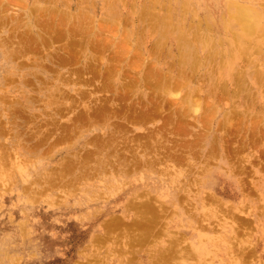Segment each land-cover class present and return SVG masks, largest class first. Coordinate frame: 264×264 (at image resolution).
<instances>
[{"label":"rangeland","instance_id":"rangeland-1","mask_svg":"<svg viewBox=\"0 0 264 264\" xmlns=\"http://www.w3.org/2000/svg\"><path fill=\"white\" fill-rule=\"evenodd\" d=\"M0 128V264H264V0H0Z\"/></svg>","mask_w":264,"mask_h":264},{"label":"bare ground","instance_id":"bare-ground-1","mask_svg":"<svg viewBox=\"0 0 264 264\" xmlns=\"http://www.w3.org/2000/svg\"><path fill=\"white\" fill-rule=\"evenodd\" d=\"M23 2H24V1H23ZM10 3H12V2H10ZM226 3H227V2H226ZM230 9H232V12H233V10H234V14L232 15V19H233L238 25H240V27H241V29L243 30L244 33H249V31H250L251 29H253V28H252V22H255V21H252V22H251V19H249L248 16H251V15L247 12V8L241 7V6H239V5H235V6L232 5V8H230ZM228 10H229V9H228ZM227 13H228V12H227ZM230 14H231V13H230ZM223 15H224V14H223ZM252 15H253V14H252ZM256 17H258V16H256ZM261 18H262V17H261ZM50 19H51V18H50ZM204 20H205V19H204ZM254 20H255V19H254ZM189 21H191V20H189ZM192 23H193V22H192ZM255 23H256V22H255ZM255 23H253V24H255ZM181 26H182V25H181ZM190 26H191V25L189 24V28H190ZM206 26H208V25H206ZM254 26H256V25H253V27H254ZM182 27H183V26H182ZM197 27H198V26H197ZM123 28H124V27H123ZM175 28H176V27H175ZM189 28H188V29H189ZM114 29H115V28H114ZM197 29H198V28H197ZM255 29H256V27H255ZM255 29H254V30H255ZM164 31H165V30H164ZM198 31H199V30H198ZM198 31H197V32H198ZM251 32H252V31H250V33H251ZM110 34H111V33H110ZM193 34H194V33H193ZM112 35H113V34H112ZM221 35H222V34H221ZM228 35H229V34H228ZM183 36H184V35H183ZM192 36H193V35H192ZM229 36H230V35H229ZM193 37H194V36H193ZM220 37H221V36H220ZM239 37L241 38V36H239ZM243 37H244V36H243ZM220 39H221V38H220ZM243 39H246V38H243ZM191 40H192V39H191ZM194 41H196V39H195ZM221 41H222V39H221ZM245 41H246V40H245ZM54 42H55V41H54ZM234 42L236 43L235 40H234ZM1 43H2V42H1ZM227 43H228V41H227ZM32 44H33V43H32ZM195 44H196V43H195ZM206 44H207V43H206ZM47 45H48V44H47ZM104 45H105V44H104ZM122 46H123V45H122ZM206 46H207V45H206ZM220 46H221V45H220ZM248 46H249V45H248ZM237 47H238V46H237ZM123 48H124V47H123ZM220 48H221V47H220ZM233 48H234V46H233ZM248 48H249V47H248ZM124 49H127V48H124ZM221 49H222V48H221ZM231 49H232V48H231ZM222 50H223V49H222ZM222 50H221V51H222ZM225 50H226V48H225ZM232 50H233V49H232ZM226 51H227V50H226ZM245 51H246V50H245ZM247 51H248V49H247ZM223 52H224V51H223ZM223 52H222V53H223ZM256 52H257V51H256ZM185 53L187 54V59H188V61L190 60V62H191V61H192V63L194 62V63H193V65H194V64L196 63V61H195V56H196L195 54L197 53L196 48H190V49H187V51H186ZM222 53H221V54H222ZM247 53H248V52H247ZM71 54H72V53H71ZM119 54H120V53H119ZM244 54H245V53H244ZM74 55H75V54H74ZM241 55H242V54H241ZM222 56H223V55H222ZM231 56H232V55H230V57H231ZM244 56H245V55H244ZM244 56H243L242 58H245V57H246V56H245V57H244ZM3 57H4V56H3ZM5 57H7V56H5ZM227 58H228V57H227ZM240 58H241V57H240ZM206 59H207V58H206ZM220 59H221V58H220ZM222 59H223V58H222ZM245 59H246V58H245ZM227 60H228V59H227ZM227 60H226V61H227ZM242 60H243V59H242ZM248 60H249V58H248ZM248 60H245V61L247 62ZM190 62H189V63H190ZM204 62H205V61H204ZM220 62H221V60H220ZM232 62H233V61H232ZM221 63H222V62H221ZM221 63H220V66H221ZM242 65H244V64H242ZM195 68H196V67H195ZM110 70H111V69H110ZM243 72H244V71H243ZM18 74H19V73H18ZM194 75H195V74H194ZM194 75L192 74V76H194ZM220 75H221V74H220ZM223 75H224V74H223ZM105 76H106V75H105ZM229 76H230V75H229ZM222 77H223V76H222ZM228 78H229V77H228ZM235 78H236V77H235ZM227 81H228V80H227ZM8 82H9V81H8ZM228 82H229V81H228ZM238 82H239V81H238ZM104 85H105V84H104ZM106 87H107V86H106ZM127 88H129V87H127ZM235 88H236V85H235ZM235 88H234V89H235ZM237 89H238V88H237ZM97 90H98V89H97ZM234 92H235V91H234ZM152 93H153V92H152ZM238 93H239V92H238ZM126 94H127V93H126ZM222 94H223V95H224V94L226 95L225 92H223ZM236 94H237V93H236ZM225 95H224V96H225ZM231 95H232V94H231ZM212 96H213V95H212ZM227 96H228V95H227ZM227 96H226V97H227ZM233 96H234V95H233ZM172 97H173V95H172ZM23 98H24V97H23ZM233 98H235V96H234ZM29 99H30V98H29ZM168 100H170V99H168ZM224 100H225V99H224ZM102 101H103V100H102ZM261 102H262V101H261ZM218 103H219V102H218ZM106 104H107V103H106ZM154 104H155V103H154ZM152 105H153V104H152ZM153 106H154V105H153ZM156 106H157V105H156ZM103 107H104V106H103ZM258 107H259V106H258ZM104 108H105V107H104ZM249 108H250V107H249ZM98 109H99V111H100L101 108H98ZM194 109H195V113H196V112H197V108H196V106H195ZM102 110H103V109H102ZM102 110H101L100 113H102ZM148 110H149V109H148ZM105 111H106V110H105ZM105 111H103V112H105ZM146 111H147V110H146ZM157 111H158V110H157ZM117 112H118V111H117ZM122 112H123V111H122ZM122 112H121V113H122ZM141 112H142V111H141ZM150 112H151V111H150ZM28 113H29V112H28ZM95 113H97V112H95ZM100 113H99V114H100ZM144 113H145V112H143V114H144ZM147 113H149V112H147ZM135 114H136V113H135ZM137 114H138V113H137ZM140 114H141V113H140ZM97 115H98V114H97ZM147 115L149 116L148 119L152 116L151 114H150V115L147 114ZM99 116H100V115H99ZM128 116H129V115H128ZM136 116H137V115H136ZM138 116H139V114H138ZM145 116H146V114H145ZM130 117L132 118V115H131ZM130 117H128V118L130 119ZM133 117H134V116H133ZM205 117H206V116H205ZM135 118L139 119V117H134L133 120H137V119H135ZM142 118H143V117H142ZM152 118H153V117H152ZM129 119H128L127 121H129ZM133 120H132V121H133ZM145 120H146V119H145ZM73 121H74V120H73ZM142 121H143V120H142ZM200 121H201V120H200ZM135 122H136V121H135ZM178 122H179V121H178ZM180 122H181V120H180ZM180 122H179V123H180ZM131 123H132V122H131ZM176 123H177V121H176ZM188 123H189V122H188ZM193 123H194V122H193ZM116 124H117V123H116ZM132 124H133V123H132ZM163 124H164V123H163ZM165 124H166V123H165ZM165 124H164V126H165ZM237 124H238V123H237ZM72 125H73V124H72ZM203 125H204V124H203ZM238 125H239V124H238ZM76 126H77V125H76ZM69 127H70V126H69ZM124 127H126V126H124ZM158 127H159V126H158ZM203 127H204V126H203ZM121 128H123V126H122ZM159 128H160V127H159ZM162 128H163V127H162ZM162 128H161V129H162ZM177 128H178V127H177ZM0 129H1V128H0ZM67 129H69V128H67ZM161 129H160V130H161ZM233 129H234V128H233ZM177 130L180 131V128L177 129ZM181 130H183V129H181ZM252 130H253V129H252ZM2 131H3V130H2ZM65 131H66V130H65ZM67 131H68V130H67ZM73 131H75V130H73ZM161 131H162V130H161ZM201 131H202V130H201ZM48 132H50V131H48ZM75 132H76V131H75ZM75 132H74V133H75ZM149 133H150V132H149ZM163 133H164L163 135H166L164 131H163ZM175 133H176V132H175ZM184 133H185V132H184ZM249 133H250V132H249ZM45 134H46V133H45ZM137 134H139V133H137ZM137 134H136V135H137ZM141 134H143V133H141ZM141 134H139V135H141ZM187 134H188V133H187ZM250 134H251V133H250ZM123 135H124V134H123ZM182 135H183V134H182ZM182 135H180V136H182ZM18 136H19V135H18ZM53 136H54V135H53ZM141 136H142V135H141ZM141 136H140V137H141ZM147 136H148V135H147ZM151 136H152V135H151ZM153 136H154V134H153ZM161 136H162V135H161ZM161 136H160V137H161ZM44 137H45V136H44ZM133 137H134V136H133ZM145 137H146V136H145ZM39 138H40V137H39ZM59 138H60V137H59ZM143 138H144V137H143ZM153 138H154V137H153ZM261 138H262V137H261ZM138 139L141 141V139L139 138V136H138ZM146 139H147V138H146ZM150 139H151V138H150ZM98 140H99V139H98ZM155 140H156V139H155ZM158 140H159V139H158ZM163 140H164V139H163ZM165 140H166V139H165ZM186 140H187V139H186ZM55 141H56V140H55ZM61 141H62V140H61ZM136 141H137V139H136ZM161 141H162V140H161ZM179 141H180V140H179ZM181 141H182V140H181ZM183 141H185V140H183ZM183 141H182V142H183ZM57 142H58V141H57ZM131 142H132V141H131ZM142 142H143V141H142ZM148 142H149V141H147V144H148ZM194 142H195V141H194ZM158 143H159V142H158ZM67 144H68V143H67ZM67 144H66V145H67ZM73 144H74V143H73ZM123 144H126V143H123ZM152 144H153V143H152ZM183 144H184V142H183ZM183 144H182V145H183ZM34 145H35V144H34ZM37 145H38V144H37ZM170 145H171V144H170ZM178 145H181V142H180V144H178ZM178 145H177V146L175 145V146L178 147ZM86 146H87V145H86ZM128 146H129V145H128ZM171 146H172V145H171ZM191 146H192V145H190V147H191ZM196 146H198V145H196ZM62 147H63V146H62ZM69 147H70V146H69ZM156 147H158V146H156ZM161 147H163V146H161ZM199 147H200V146H199ZM0 148H1V147H0ZM116 148H117V147H116ZM121 148H122V147H121ZM121 148H120V149H121ZM130 149H131V148H130ZM152 149H153V148H152ZM186 149H187V147H186ZM192 149H193V148H192ZM194 149H195V148H194ZM86 150H87V149H86ZM135 150H136V149H135ZM165 150H166V149H165ZM197 150H198V149H196V152H197ZM214 150H215V149H214ZM216 150H217V149H216ZM216 150H215V151H216ZM36 151H37V150H36ZM48 151H49V150H48ZM132 151H133V150H132ZM167 151H168V150H167ZM171 151H172V150H171ZM182 151H183V150H182ZM44 152H45V151H44ZM153 152H154V151H153ZM179 152H180V151H179ZM190 152H191V151H190ZM196 152H195V153H196ZM75 153H76V152H75ZM88 153H89V152H88ZM143 153H144V152H143ZM157 153H158V152H157ZM187 153H188V152H187ZM71 154H72V153H71ZM185 154H186V152H185ZM196 154H198V152H197ZM205 154H206V153H205ZM157 155H158V154H157ZM161 155H162V153H161ZM165 155H166V154H165ZM206 155H207V154H206ZM209 155H210V154H209ZM11 156H12V155H11ZM86 156H87V155H86ZM121 156H122V155H121ZM192 156H193V155H192ZM87 157H88V156H87ZM127 157H128V156H127ZM177 157H179V156L177 155ZM181 157H182V156H181ZM181 157H180V158H181ZM194 157H195V156H194ZM33 158H34V157H33ZM135 158H136V157H135ZM138 158H139V157H138ZM3 159H4V157L1 156V158H0V181H4L5 179H7V177H4L5 174H4L3 171H5V168L2 167V160H3ZM145 159H146V158H145ZM176 159H177V158H176ZM211 159H212V158H211ZM211 159H210V160H211ZM32 160H33V159H32ZM102 160H103V159H102ZM140 160H141V159H140ZM179 160H180V159H179ZM181 160H182V159H181ZM198 160H199V159H198ZM212 160H213V159H212ZM15 161H16V160H15ZM73 161H75V160H73ZM147 161H148V160H147ZM167 161H168V160H167ZM16 162L19 164V161H16ZM71 162H72V161H68V162H66L65 164H63V165H66V166H65V167H66L65 169L69 168V166L71 165ZM88 162H89V161H88ZM133 162H134V161H133ZM136 162H137V161H136ZM168 162H169V161H168ZM180 162H181V161H180ZM254 162H255V161H254ZM80 163H81V162H80ZM146 163H147V162H146ZM212 163H213V162H212ZM212 163H211V164H212ZM18 164H17V166H18ZM22 164H26V163H24V162L21 161V162H20V165H22ZM86 164H87V163H86ZM103 164H104V163H103ZM128 164H129V163H128ZM131 164H132V163H131ZM136 164H137V163H136ZM139 164H141V163H139ZM158 164H159V163H158ZM237 164H238V163H237ZM116 165H117V164H116ZM133 165H134V164H133ZM56 166H58V165H56ZM134 166H135V165H134ZM136 166H137V165H136ZM176 166H177V165H176ZM63 167H64V166H63ZM194 167H196V166H194ZM239 167H240V166H239ZM77 168H78V167H77ZM79 168H80V167H79ZM79 168H78V169H79ZM110 168H111V167H110ZM56 169H57V168H56ZM115 169H116V168H115ZM238 169H239V168H238ZM248 169H249V168H248ZM44 170H45V168H44ZM61 171H62V170H61ZM134 171H135V170H134ZM237 171H238V170H237ZM65 172H66V171H65ZM114 172H115V171H114ZM170 172H171V171H170ZM170 172H169V173H170ZM53 173H54V172H53ZM55 173H56V172H55ZM60 173H61V172H60ZM3 174H4V175H3ZM43 174H44V173H43ZM127 174H128V173H127ZM207 174H208V172H207ZM53 175H54V174H53ZM56 175H57V174H56ZM56 175H55V176H56ZM56 178H57V177H56ZM218 178H219V177H218V174H217V173H213V174L211 173V174H208V177L206 178V180H204V184H205L207 187L214 189L215 186H216V183H217V181H218ZM191 179H192V178H191ZM182 180H183V179H182ZM182 180H181V181H182ZM244 180H246V178H245ZM35 181H36V180H35ZM242 181H243V180H242ZM242 181H241V182H242ZM65 182H66V181H65ZM246 182H247V181H246ZM30 183H31V182H30ZM41 183H42V182H41ZM32 184H33V183H32ZM17 185H18V184H17ZM29 185H30V184H29ZM241 185H242V184H241ZM243 185H244V184H243ZM27 186H28V185H27ZM53 186H54V184H53ZM247 186H248V185H247ZM230 188H231V187H230ZM156 190H157L158 195H159L160 198H164V199H165V198H169L168 195L171 194V191H169L167 188H164V187H163V188H158V189H156ZM247 190H248V189H247ZM42 191H43V190H42ZM39 192H40V191H39ZM226 192H227V191H226ZM149 194H150V193H149ZM149 194H148V195H149ZM232 194H233V193H232ZM251 195H252V194H251ZM143 196H145V195H143ZM207 196H208V193H207ZM207 196H206L205 198H207ZM58 197H59V196H58ZM150 197H152V196H150ZM153 197H155V196L153 195ZM153 197H152V198H153ZM233 197H234V196H233ZM138 198H139V197H138ZM141 198H142V197H141ZM178 198H179V197H178ZM3 199H4V198H3ZM153 200H154V199H152L151 201H153ZM207 200L210 201V199H207ZM151 201H150V203H151ZM87 202H88V201H87ZM129 202H130V201H129ZM144 202H145V201H144ZM155 202H156V201H155ZM202 202H203V201H202ZM136 203H137V202H136ZM136 203L134 204L135 206H137ZM138 203H140V202H138ZM158 203H159V202H158ZM215 203H217V202H215ZM218 203H219V202H218ZM126 204H127V203H126ZM129 204H130V203H129ZM129 204H128V205H129ZM151 204H152V203H151ZM191 204H193V203H191ZM130 206H131V205H130ZM135 206H134V207H135ZM142 206H144V207H142ZM142 206H141V205L138 206V208L140 207V210L137 209V210L140 211V213H141V215H140V217H142L141 219L144 220V221L146 222V224H148V223H153V222H151V221H152V220H156L155 218L158 216V214L156 213V211H154L156 214L153 215L152 212L150 211L151 208H150L147 204L142 205ZM164 206H165V205H164ZM141 207H142V208H141ZM153 207H154V206H153ZM184 207H185V206H184ZM157 208H158V207H157ZM130 209H131V208H130ZM141 209H142V210H141ZM167 209H168V208H167ZM234 209H236V208H234ZM132 210H134V209H132ZM186 210L188 211V209H186ZM221 210H222V208H221ZM221 210H220V211H221ZM224 210H225V209H224ZM224 210H223V211H224ZM218 211H219V210H218ZM227 211H228V210H227ZM47 212H48V211H47ZM167 212H168V210H167ZM172 212H173V211H172ZM229 212H231V210H229ZM162 213H163V212H162ZM221 213H222V212H221ZM45 214H46V213H45ZM124 214H125V212H124ZM165 214H166V213H165ZM230 214H231V213H230ZM155 215H156V216H155ZM232 215H233V213H232ZM234 215L237 217L236 213H234ZM167 216H168V215H167ZM169 216H170V215H169ZM161 217H162V216H161ZM171 217H172V216H171ZM233 217H234V216H233ZM158 218H160V217L158 216ZM166 218H167V217H166ZM230 218H231V217H230ZM234 218H235V217H234ZM115 219H116V218H115ZM120 219H121V218H120ZM132 219H134V218H132ZM135 219H136V218H135ZM236 219L238 220V217H237ZM111 220H112V219H111ZM128 220H129V219H128ZM137 220H138V219H137ZM158 220H159V219H158ZM118 221H119V220H118ZM138 221H139V220H138ZM245 221H247V220H245ZM245 221H243V222H245ZM121 222H122V219H121V221H120V224L118 223V225H115V226H119V225H121V224H122ZM140 222H141V221H140ZM130 223H131V222H130ZM130 223H129V224H130ZM230 223H231V222H230ZM252 223H253V222H252ZM109 224H110V223H109ZM134 224H135V223H133V225H132L133 227L135 226ZM159 224H160V223H159ZM162 224H163V223H161V225H162ZM165 224H166V223H165ZM246 224H247V223H246ZM107 225H108V224H107ZM157 225H158V224H157ZM163 225H164V224H163ZM243 225H244V224H243ZM102 226H104V225H102ZM102 226H100V227H102ZM132 226H131V227H132ZM137 226H138V225H137ZM151 226H152V225H151ZM208 226H209V225H208ZM211 226H212V225H210V227H211ZM250 226H251V225H250V223H249V227H250ZM54 227H55V225H54ZM109 227H110V226H109ZM111 227H112V226H111ZM119 227H120V226H119ZM128 227L130 228V225H129ZM165 227H166V226H165ZM239 227H240V226H239ZM244 227H245V226H244ZM129 228H128V229H129ZM160 228H162V227H160ZM110 229H111V228H110ZM110 229H109V230H110ZM154 229H156V228H154ZM163 229H164V227H163ZM206 229H207V227H206ZM98 230L100 231L101 229L98 228ZM114 230H116V229H114ZM204 230H205V229H204ZM107 231H108V230H107ZM159 231H160V230H159ZM163 231H164V230H163ZM163 231H162V232H163ZM155 232H156V231H155ZM155 232H154V233H155ZM157 232H158V231H157ZM162 232H161V233H162ZM170 232H171V231H170ZM251 232H252V231H251ZM134 233H135V232H134ZM241 233H242V232H240V234H238V236L241 235ZM152 234H153V233H152ZM106 235H108V234H106ZM109 235H111V234H109ZM140 235H141V233H140ZM142 235L144 236V232H142ZM145 235H146V234H145ZM150 235H151V234H150ZM157 235L159 236V234H157ZM157 235H156L155 237H157ZM162 235H163V234H162ZM94 236H95V235H94ZM113 236H114V235H113ZM116 236H117V235H116ZM163 236H164V235H163ZM244 236H245V234H244ZM107 237H108V236H107ZM110 237H111V236H110ZM118 237H119V236H118ZM145 237H146V236H145ZM145 237H144V239H145ZM147 237H148V236H147ZM152 237L155 238L154 236H152ZM180 237H181V235H180ZM158 238H160V237H157V239H158ZM172 238H173V237H172ZM134 239H136V238H134ZM138 239H139V238H138ZM253 239H254V238H253ZM104 240H105V239H104ZM141 240H142V239H140L139 241L142 242L143 240H142V241H141ZM146 240L148 241V239H146ZM146 240H144V241H145L144 243H146ZM174 240H175V239H174ZM180 240H184V239L181 238ZM180 240H179V238H178V242H179V244H178L177 241H176V244H175L176 246H174V247H178L177 245H179V247H180V245L183 244V243H180ZM95 241H97V239H96ZM95 241H94V242H95ZM114 241H115V240H114ZM150 241H151V240H150ZM152 241H154V240H152ZM249 241H250V240H249ZM257 241H258V240H257ZM137 242H138V240H137ZM258 242H259V241H258ZM95 243H97V242H95ZM101 243H102V242H101ZM101 243H99V244H101ZM138 243H139V242H138ZM147 243H148V242H147ZM147 243H146V244H147ZM261 243H262V242H261ZM111 244H113V243H111ZM236 244H237V243H236ZM236 244H235V245H236ZM257 244H258V243H257ZM126 245H127V244H126ZM132 245H135V246H136L137 243H136V244H133V243H132ZM139 245H140V244H139ZM139 245H138V246H139ZM141 245H142V243H141ZM143 245H144V244H143ZM143 245H142V246H143ZM163 245H164V244H163ZM171 245H172V243H171ZM221 245H222V244H221ZM253 245H254V244H253ZM127 246H128V245H127ZM29 247H30V246H29ZM124 247H125V246H124ZM169 247H170V246H169ZM174 247H173V248H174ZM181 247H183V246H181ZM181 247H180V248H181ZM248 247H249V246H248ZM32 248H36V246L33 245ZM116 248H117V247H116ZM183 248H185V247H183ZM246 248H247V247H246ZM161 249H162V248H161ZM164 249H165V248H164ZM171 249H172V248H171ZM175 249H176V248H174V251H175V253H177V255H176V254L174 255V252H173V253L170 252V253H169L170 255L168 254V256L170 257V258H168V261H171V262L174 261V262H176V261H175L176 259H174V260L172 261V259H173L172 255H174V256H175L174 258H177V260L179 261V262L177 261V264L180 263V260H179V259H181V258L183 259V260L181 259V260H182V263H183V261L187 262V261L189 260V259H187V257L190 258V255L187 254V256H186L185 253H184L185 257L183 258V257L180 256L181 252H180V254L178 255L179 252H177ZM244 249H245V248H244ZM167 250H168V249H167ZM177 250H178V249H177ZM188 250H192V249L189 248ZM250 250H253V249L251 248ZM125 251H126V250H125ZM139 251L141 252V250H139ZM163 251H164V250H163ZM164 252H166V251H164ZM164 252H162V253H164ZM167 252H168V251H167ZM187 252H188V251H187ZM100 253H101V251H100ZM171 253H172V255H171ZM188 253H189V252H188ZM248 253H250V252L248 251ZM248 253H247V254H248ZM253 253H254V250H253ZM160 254H161V253H160ZM164 254H165V253H164ZM164 254H163V255H164ZM190 254L193 255L192 252H190ZM222 254H223V253H222ZM247 254H246V255H247ZM184 255L182 254V256H184ZM194 255H195V254H194ZM218 255H219V253H218ZM248 255H249V254H248ZM166 256H167V255H166ZM166 256L164 255V256H162V257L165 258ZM168 256H167V257H168ZM178 256H179V257H178ZM211 256H212V255H211ZM171 257H172V259H171ZM180 257H181V258H180ZM191 257H192V256H191ZM159 258H160V257H159ZM185 258H186V259H185ZM194 258H195V257H194ZM204 258H205V257H204ZM208 258H209V257H208ZM255 258H256V256H255ZM59 259H60V258H59ZM162 259H163V258H162ZM165 259H166V258H165ZM170 259H171V260H170ZM184 259H185V260H184ZM157 260H158L157 263L159 264L161 261H159V259H157ZM163 260H164V259H163ZM163 260H162V261H163ZM57 261H58V260H57ZM166 261H167V259L165 260V262H164V261H163V262H164V263H167L168 261H167V262H166ZM193 261H194V260H193ZM243 261H244V260H243ZM163 262H162V264H164ZM171 262H170V263H171ZM189 262H190V261H189ZM56 263H57V262H56ZM153 263H155V261H154ZM153 263H152V264H153ZM182 263H181V264H182ZM190 263H191V262H190ZM167 264H169V263H167ZM171 264H172V263H171ZM174 264H176V263H174ZM185 264H186V263H185Z\"/></svg>","mask_w":264,"mask_h":264}]
</instances>
